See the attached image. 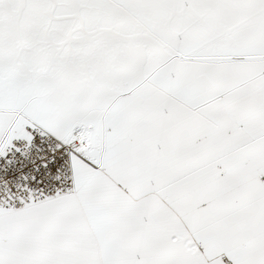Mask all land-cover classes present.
Segmentation results:
<instances>
[{"label":"snow or ice","instance_id":"1","mask_svg":"<svg viewBox=\"0 0 264 264\" xmlns=\"http://www.w3.org/2000/svg\"><path fill=\"white\" fill-rule=\"evenodd\" d=\"M0 264H264V0H0Z\"/></svg>","mask_w":264,"mask_h":264}]
</instances>
